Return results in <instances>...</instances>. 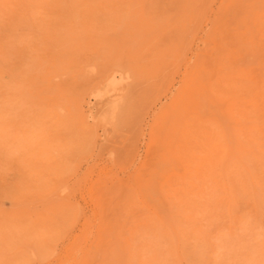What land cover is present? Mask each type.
Wrapping results in <instances>:
<instances>
[{
	"label": "rangeland",
	"instance_id": "rangeland-1",
	"mask_svg": "<svg viewBox=\"0 0 264 264\" xmlns=\"http://www.w3.org/2000/svg\"><path fill=\"white\" fill-rule=\"evenodd\" d=\"M0 264H264V0H0Z\"/></svg>",
	"mask_w": 264,
	"mask_h": 264
}]
</instances>
